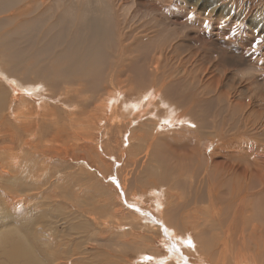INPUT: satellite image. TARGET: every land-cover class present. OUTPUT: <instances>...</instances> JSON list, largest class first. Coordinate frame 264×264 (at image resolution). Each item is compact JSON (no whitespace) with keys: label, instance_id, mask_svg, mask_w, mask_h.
Listing matches in <instances>:
<instances>
[{"label":"bare ground","instance_id":"bare-ground-1","mask_svg":"<svg viewBox=\"0 0 264 264\" xmlns=\"http://www.w3.org/2000/svg\"><path fill=\"white\" fill-rule=\"evenodd\" d=\"M203 1L210 11L205 19L192 15L207 35L192 37V54L213 50L206 83L196 71L185 75L184 69L179 75L180 65L175 77L160 71L168 51H177V41L187 34L165 35L170 41L158 47L141 44L173 30L154 15L183 2H149L141 11L128 0H0V228H5L0 264H222L228 251L237 252L235 246L246 256L227 264H264V56L245 59L231 49L240 31L257 38L263 51L264 33L253 31L264 23V0H236L229 8L222 7L223 0ZM214 28L220 30L218 37L227 35L224 43H231V53L228 46L217 47L222 39H212ZM143 47H150L143 50L150 56L138 59L144 67L136 76L126 63H133V53ZM246 64L250 73L243 87L224 86L229 71L241 75ZM179 123L172 133L187 131L182 144L174 151L162 149L170 140L162 139L165 129ZM202 141L216 148L220 165L204 156ZM126 154L133 168L143 161L145 172L117 174L118 199H106L105 211L88 214L76 208L71 213L66 203L61 218L48 215V205L55 212L53 206L64 202L46 197L47 192L72 178L73 164L82 171L89 163L116 171L110 158ZM234 156L239 162L228 166ZM174 166L204 175L188 201L180 200V171ZM130 184L147 190L127 198ZM187 185L192 188L191 180ZM198 204L209 206L198 209ZM212 206L223 216L215 238L220 247L207 234L217 221H212ZM58 223L71 226L66 225L77 233L72 234L76 240L64 238L68 227L59 231ZM132 251L135 260L130 261Z\"/></svg>","mask_w":264,"mask_h":264},{"label":"rangeland","instance_id":"rangeland-1","mask_svg":"<svg viewBox=\"0 0 264 264\" xmlns=\"http://www.w3.org/2000/svg\"><path fill=\"white\" fill-rule=\"evenodd\" d=\"M54 1H56V0H47V3H50L51 4ZM64 1H66V0H64ZM128 1H129V4L130 3L131 4L133 3L132 5L130 4L132 7L134 5L135 8L138 7V8H140L139 10H141V11L148 6L149 2H151L150 5L152 4L154 6L155 5H158L157 3L160 2V0H158V1L157 0H134V2H132L133 0L132 1L131 0H128ZM178 1L184 3V4H180L181 5L180 6L181 8L178 7L179 4H177V6L174 5L175 7L173 6V8L172 9L170 8L169 11H166V13L164 12L165 14L162 11H159V12H157L154 15V16H157L158 23H162L163 25H165L166 29L168 28V30H169V28L172 27L173 30L171 32H169V33H167L164 30H162V31L160 30L161 31V34L160 35L162 37L161 36L158 37L159 41L155 40L154 38H150L149 40H147V39L146 40H143L141 44L142 45H145V46H151V47H156L157 46L158 47V44L160 45L161 41H163L164 39H165V41L167 43V42L170 41V40H168L170 37L173 38L174 36H177L178 34L179 35L187 34V36H188L187 38H183L182 40H178L177 41V43H176V44H178L177 45V51H176V49H170L168 51L167 59L164 60V63L165 64L163 65V67H161L160 71L162 72V70H163L165 76H167V77H169V76L175 77V74H177L179 72V70L177 71L176 68H177L178 65H180V66H182V68L180 69V73L181 74H179V75H182L184 69L187 71V73L184 71V74L185 75L190 74L191 72L192 73H195V71H196V74H198V75H200L202 77V83H206L207 80H208V78L210 76H212V74H209L208 73V71L209 70L212 71V68H213L212 65H211V63H210V60L209 59L212 57V55H214V53H213V50H210L209 52H206V51H204V52H195V54H192V51H193V48H194V46H192L194 44V39L192 37H194V35L195 36H198V34H203L204 36L207 35L205 33V31H204V28H203V27H205V26H203L204 24L198 25V22L195 21V19L197 17H200V16H201L200 18L203 17L202 19H205L204 17L206 16V13H209L210 11L208 12V9H206V7H204V1L203 0H178ZM234 1L236 2V0H231V1H229V0H223L224 5L225 4L226 5L225 6L222 5V7L223 8H226L227 5H228V8H229L230 7V4H233V5L235 4ZM161 2L164 3L165 0H161ZM228 2H229V4H228ZM210 4H212V3H210ZM196 5L197 6H200L201 5V6L199 7V9H197V6ZM132 7H130V6L128 7L129 11L136 10L135 8H132ZM191 8H194L195 10L194 9L192 10ZM184 10H186V12H184ZM195 11H199L200 13L199 12L196 13ZM227 12L228 11H225V13H227ZM192 14H196L197 17H194V15H192ZM204 14H205V16H204ZM167 15H169V16H167ZM189 15H191V16H189ZM168 17H169V19H168ZM170 17H172V19ZM189 18H191V19L189 20ZM260 19H261L260 17L259 18H256L255 21L260 22L261 21ZM262 20H264L263 16H262ZM184 21H186V22H184ZM130 22H131V20H130ZM130 22L128 24H130ZM193 24H194V26H193ZM252 24H253V22H252ZM186 25H188V26L191 25V26L189 28ZM129 26L134 27L136 25L135 24L134 25L131 24ZM195 27L197 28L196 30H198L199 27H200V29L198 31H195ZM200 30H202V31H200ZM163 31L166 32V33H164ZM197 32H199V33H197ZM202 32H204V33H202ZM253 32H254V34L255 33L256 34H258V33H264V23H262V28H260L258 30H255ZM219 33H220V30L217 29V28H214V30L212 31V34H213L212 35V39L214 41L217 40L218 38L222 39V42L220 44H218L217 47L224 48V47H227L228 46L226 48L227 51H228L227 54L231 53V51L229 50L230 49L229 44H231V43L230 42H229V44L228 43H224L225 40L227 39V37H226L227 35L226 36L218 37L217 35H220ZM246 34H247L246 32L244 34H242L239 31V33H238L239 36H236L237 38H239V41L236 42V43H234V45L231 46V49H236L237 50L236 52H238V55L241 56V57H243V58H245V59L248 58V57L250 59H252V57H255V59L257 58L260 61V58L259 57H263L264 56V47H263V51H262L261 50L262 44H259L258 39L257 38L248 39L249 36L248 35L246 36ZM148 35L149 36H152L153 34L152 33H148ZM165 35H167L168 39L165 37ZM252 36L255 37L254 35H252ZM148 49H150V47H143V48H141L139 50V52H135V54L133 53V56L135 57V58H132L133 59V63H128V64L126 63V67L129 68L130 70H132V72H134V74L136 76H137L138 69L141 66L144 67V64L142 63V61L141 60H138V59L140 57L141 58L143 57L144 59L149 58L150 55H148V54L143 55V53H144L143 50H148ZM189 60H196L195 62L194 61L192 62V63H195V64L189 63ZM180 63H182V64H180ZM248 63H251V62L248 61ZM248 65L249 64H246L244 66V68L243 67L242 68L239 67L240 69L243 70L242 71L243 73L241 75H240V73H238V71L230 70L229 73L227 74V76H225V78H224L225 79V82H224L225 85L224 86H229V87L232 86L235 89H238L240 85H241V87H243V85H244L243 80H244V77H247V71H248V73H250V70H246L245 69V68L248 67ZM257 66L258 65L256 63V66L255 67H257ZM132 67H133V69H131ZM193 67H194V69H193ZM215 73H216V75H218L217 74V71H215ZM128 74H129V72L126 74V76ZM193 78H195V77H193ZM193 78H192V80H193ZM138 80H140V79H138ZM139 83L141 84V81H139ZM140 84H138V85H140ZM263 84H264V79L260 81L261 87L264 86ZM135 86H136V83H135ZM198 92H199V96H202V99H205L206 100L207 97L203 96L202 90L199 89ZM180 126H181L180 123L179 124H176L174 126H168V128L165 129V131H168V130L169 131L165 135H163V133H165V132H163V133L162 132H159L158 135H160V134L163 135L162 136V139L163 138L170 139L166 143V145L162 144V147H163L162 149L165 148L167 151H170V150L174 151L175 148H178L182 144L180 142V140H182V138H185V136H186L185 133L187 131L186 132L178 131L177 132L178 135L175 134V133H172L174 130L180 129ZM191 127H192V125H191ZM191 127H189V128H191ZM119 141H121V138H119ZM207 144H208V141H202L201 142V145H200V148L204 151V156L205 157H209V156L212 157V161H214V162L217 161L216 164H219L220 165V162L219 161H222L223 159L222 158H218V156H215L214 155V151H215L216 148H213V145H210V147L206 148L205 146ZM159 149H161V148H159ZM188 151H190V149ZM109 154L110 153L107 152V155H109ZM145 154L146 153H144L142 156L145 157ZM211 154H212V156H211ZM253 154L256 157L259 156V154H257V152H254ZM239 157L242 158V159H246L245 158L246 156L244 157V156H239L238 155V158ZM129 158H130V155H127V154H126V156L124 158H122L121 156H118L117 155V159L118 160H114V157L112 156V158H110V161H113V162L115 161L116 162V165L114 167V168H116V171H112V169L110 167L107 169L106 166H105L106 168L104 166H101L102 168H100L97 165H94L93 163H89L90 166L92 165L91 166L92 168L91 167H88L89 166L88 165V166L84 167V170L82 171V170H80L78 168L80 164L79 165H74L73 164V166L69 168V171L71 170L70 172L73 173V175H71V177L73 179L72 178H69L67 181H65L66 183L62 182V185L59 186V187L56 186V185H53V188H51V190H54L55 189L54 192L53 191H50V192H52L51 194H49L48 192H47L48 195L46 194L47 195L46 197L51 198V196H52V197H54V199L56 201H59V202H62L63 201L65 203V205H63L64 203L55 204V206H53V207H55V208L58 207V208H56V210L57 209L58 210L55 211V212H53V211L51 212L52 206L51 207H48V206H50V205H48L47 208L50 209L49 211H48V209L46 211L48 213V215L57 216V219L58 218H61V215H62V213L64 211V208L63 207L66 206V203L68 205V208L70 209V212H71V210L75 211L76 208H77V210L81 209L83 211H86L88 214L89 213H92V212L93 213H97V211L99 209H102V211L104 209V211H105V208H106L105 203H106V201L108 199L110 201H113V199H114V201L116 199H118L119 190H118L117 187H115L116 185H114L115 184L114 178H115V176L117 174H118V176L119 175L122 176V175H126L127 173L131 172V175L132 176H139V175L144 174V172H145V167H143V165H142L143 164V161H142V163L139 166H137V168H133L130 165V163H129ZM238 158L236 156H234V158L232 157V159L228 162V164L227 163L226 164L228 166H231L232 164H234L235 161H238L239 162V159ZM108 159H109V157H107V162H109V164L111 165L113 162L108 161ZM260 163H262V162L260 161ZM174 167H176V166H174ZM91 169H93V170H91ZM158 169L159 170H162V166H159ZM176 171L177 172L180 171V172H178V174H180V175H178V179H179V181L181 183V185H180L181 186V189L178 192L180 194V200H184V201L186 200V201H188L187 198L190 199L191 198L190 196H192V193H191L192 192V189H194L195 186L197 187L198 181H202L204 175L202 174L201 177H195L193 171H191V172H188L187 171L185 173V171H182V168L180 169V167H176ZM100 173H102L103 175H101ZM181 175H182V177H181ZM179 176L181 178H179ZM185 177H187V179ZM184 178L186 180H184ZM183 180L186 181L187 184H189V182L191 180V182L193 183L192 188L189 189L188 185ZM68 181L70 183H68ZM200 183H202V182H200ZM122 185L125 186L123 183H122ZM137 186L138 185H136V187L135 186H132L131 184L128 185V187H127V194H126L127 195V198H130V195L133 194V193L141 192V191H144V190L146 191L147 190V187H144L142 185H139L141 187L138 186V188H137ZM76 189H77V191H76ZM140 189H142V190H140ZM189 191H191L190 192L191 193L190 195H189ZM0 197H1V192H0ZM167 198H168V200H171L170 197H167ZM47 204H52V203L51 202H47ZM0 205H2V207H0V211H3L4 210L3 209V206L4 205H3V200H1V198H0ZM74 205H75V207H74ZM83 205H85V207ZM204 205L205 204H203V205L198 204L197 205L198 206L197 208L198 209L199 208H206V206H209V205H206V206H204ZM27 206L28 205H26V206L24 205L25 208ZM146 206L150 207L151 206V202L149 201ZM168 206H169V204H168ZM194 206H196V205H193L191 207L193 208ZM45 207H46V205H45ZM69 209H66L65 211H67V210L69 211ZM211 209H213V211H212V214L214 213L213 216H216L215 218L212 217V221H216V220L217 221L210 223V226L207 228V234L210 232L209 233L210 235L209 234L208 235L214 239V244L213 245H217L218 243L216 242V239L215 238L218 236L219 232L222 229L221 228V224L222 223H220L221 221L219 219H221L223 216L220 215L221 213L219 212V210H218L219 208L217 206L216 207L214 206ZM57 213H58V215H57ZM100 213L98 212V214L101 215V219H105L106 216L105 215L102 216V214L104 212L103 213L100 212ZM59 215H60V217H59ZM30 220H31V218H30ZM61 223H60V225L58 223V229H60L59 231H62L64 229V226L65 227H68L69 226L66 223H64V224L61 225ZM216 223H217V225H214ZM0 225L2 226V224H0ZM66 225H68V226H66ZM218 225L220 226L221 229L220 228H217V227H219ZM213 226L216 227L217 230L218 229L219 230L216 231V230L212 229ZM14 227L15 226H13L12 229H14ZM69 227H71V226H69ZM69 227L67 228L68 230L65 232V236L66 237H64V238H69V239L71 238L72 239V236H73V239L76 240V238L74 236L77 233L76 232H73V230H72V233H70V231H71L72 228L69 229ZM4 229H5L4 227H1L0 228V231H2ZM214 231L215 232H218V233H215ZM73 233H76V234L75 235H72ZM68 235H70V236H68ZM64 238H63V240H65ZM77 239H79V238H77ZM74 240L73 241L72 240H68L66 242L71 243V242H74ZM217 240H218V238H217ZM215 242H216V244H215ZM6 245L9 247L8 244H6ZM88 245L91 248L94 247V245H92V244H88ZM88 245H86L87 248H88ZM218 246H219V244H218ZM218 246H216V247H218ZM240 248L241 247L235 246V250L237 249V252L234 251V253H233L232 250L228 251L227 253L230 254V255L227 254L229 256L228 260L227 259L226 260L225 259H222L221 260V263L222 264H227V262H229L234 257H235V259H238V258H236V256H240V257H242L244 255L246 256V250H244L243 248H241V249ZM133 251L132 252H129L130 255H127V259H129L130 261H132L134 259L135 254H136ZM238 251H240V252L242 251V252L238 254ZM90 252H92V251H90ZM231 252L233 254H231ZM128 256H130L131 258L128 257ZM238 260H242V259H238ZM93 261L94 262H98V260L96 258H94ZM208 262H210V261H208ZM215 264H217V263H215Z\"/></svg>","mask_w":264,"mask_h":264}]
</instances>
